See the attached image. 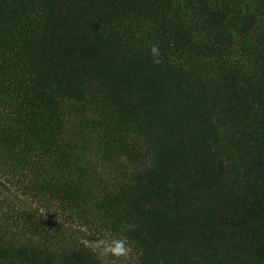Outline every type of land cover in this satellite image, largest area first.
<instances>
[{"label": "trees", "instance_id": "16d2710c", "mask_svg": "<svg viewBox=\"0 0 264 264\" xmlns=\"http://www.w3.org/2000/svg\"><path fill=\"white\" fill-rule=\"evenodd\" d=\"M0 264H264V0H0Z\"/></svg>", "mask_w": 264, "mask_h": 264}, {"label": "clouds", "instance_id": "9594fccd", "mask_svg": "<svg viewBox=\"0 0 264 264\" xmlns=\"http://www.w3.org/2000/svg\"><path fill=\"white\" fill-rule=\"evenodd\" d=\"M155 51H156V49L154 48V49H153V52L155 53Z\"/></svg>", "mask_w": 264, "mask_h": 264}]
</instances>
